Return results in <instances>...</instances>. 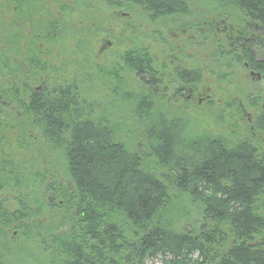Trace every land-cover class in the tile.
Wrapping results in <instances>:
<instances>
[{
  "label": "trees",
  "instance_id": "trees-1",
  "mask_svg": "<svg viewBox=\"0 0 264 264\" xmlns=\"http://www.w3.org/2000/svg\"><path fill=\"white\" fill-rule=\"evenodd\" d=\"M116 4L138 8L152 22L187 9V0ZM230 4L221 9L229 11ZM239 4L250 15L264 17V0ZM161 32H152L164 51L161 60L151 48L133 44L121 53L119 68L100 71L114 81L115 94L121 92L122 68L141 77L136 92H122L138 135L130 148L117 140L119 127L112 118L91 117L94 104L79 98L77 78L47 83L55 36H46L42 48L30 43L25 64L28 72L43 77L41 89L35 92L26 84L5 92L12 89L19 128L37 132L28 146L35 145L37 157L60 151L64 169L57 175L44 161L35 168L28 160L0 158V190L11 182L19 193L15 209L0 202V264H146L154 258H160L159 264H264V205L254 200L264 186V169L251 149L235 147L219 135L191 137L179 115L157 107L159 91L198 93L203 75L201 67H189L185 55L179 58L182 51L163 41ZM197 36L214 62L234 61L236 54L226 51L230 47L214 29ZM20 63L17 70L24 73ZM217 73L219 79L229 76ZM228 88L236 91V86ZM42 215H51L47 223L39 219ZM182 223L186 227L180 229Z\"/></svg>",
  "mask_w": 264,
  "mask_h": 264
},
{
  "label": "rangeland",
  "instance_id": "rangeland-1",
  "mask_svg": "<svg viewBox=\"0 0 264 264\" xmlns=\"http://www.w3.org/2000/svg\"><path fill=\"white\" fill-rule=\"evenodd\" d=\"M116 1L0 0V4H7L3 9L0 8V12L5 14L3 16L0 13V158L6 156L13 161L28 160L35 168L39 165L43 167L44 161L48 170L53 171L54 174L57 172V175L63 174L64 163L60 151L47 154L43 152L42 156L37 157L35 145L32 149V146L26 143L28 140L30 143V139L36 140L38 135L37 132L22 131L19 128L20 123L15 114L19 109L11 93L14 86L18 89L23 88L22 85L25 83L35 90L43 82V77H37L33 70L26 72L27 62L21 64L20 61L25 60L24 56L28 53L27 47L28 45L30 47V43L44 44L38 37L43 39L49 35L55 36L53 38L55 40L51 42L52 52L47 57L51 69V73L46 74L47 83H51L52 80H58V83L62 80L69 82L77 78L79 98H86L88 103L94 104L92 107L94 113L91 117L95 119L97 116H104L109 121L112 118L119 127L115 133L117 140L130 148L136 146L138 135L134 129L135 123L129 104L124 102L122 92L125 90L136 92L141 77L127 73L126 69L122 68L118 71L121 78L119 86L121 92L119 90L118 94H115L111 92L114 81L109 76H103L100 71L119 68L121 53L133 44H142L151 48L155 57L161 60L164 51L161 45H156L152 40L157 38L152 32L162 31L163 41L174 43V46L182 51V56L179 55V58L182 59L185 55V62L190 63L189 67H201L203 75L197 86L198 93L192 96V102L186 100L185 92L180 96H174L171 91L162 90L159 91L160 99L157 107L179 115L186 125L185 134L191 137H203L205 134L227 137L226 123H223L219 113L220 104L218 101H214L211 107L210 104H205L204 91L208 86L206 84L211 82L210 89L218 100L222 92L225 94L223 91L225 87L218 84L221 75L217 72L221 71L229 75L227 80L233 85L243 80L242 72L232 62L230 67L226 63L214 62L209 58L204 47L201 48L202 42L197 33L188 28L196 24V20L205 19L204 16L209 12L219 15V11L214 10L216 0H187L186 14L163 17L157 22L140 16L138 8L128 10L124 6L119 7ZM16 6L17 9L14 11ZM53 13H55L54 18ZM15 15H19L20 20L17 19L18 17L15 18ZM9 22L12 24H8ZM50 26L58 30L51 32ZM17 32L22 36L23 45L16 40ZM34 32L39 36H34ZM207 40L210 43V39ZM43 44L39 47L42 48ZM17 62L22 66L24 73L17 70ZM160 75L163 76L165 73L160 72ZM148 77L145 75L143 80ZM11 87L10 91L5 92L6 88ZM154 92L158 94L156 90ZM22 139L25 142H22ZM38 144L36 143L37 147L43 150L41 144ZM18 195L17 189L10 182L0 190V202L9 209H15ZM58 204L60 205L61 202L58 201ZM50 216L42 215L39 219L47 223ZM185 227L184 223L179 226L180 229ZM9 232L11 238L16 236L14 230ZM14 256L9 257L10 262L13 261ZM159 263L160 258L146 260V264Z\"/></svg>",
  "mask_w": 264,
  "mask_h": 264
},
{
  "label": "flooded vegetation",
  "instance_id": "flooded-vegetation-1",
  "mask_svg": "<svg viewBox=\"0 0 264 264\" xmlns=\"http://www.w3.org/2000/svg\"><path fill=\"white\" fill-rule=\"evenodd\" d=\"M229 3L233 4H230L229 11L226 10L229 14H223L226 11H223L221 7H228ZM235 6L238 7L235 8ZM241 7L239 0H216L214 10H218L220 16L209 12L204 16L205 19L196 20V24L190 25L188 28L198 35L206 34L210 29H214L216 34L224 39L225 45L230 47L226 51L231 55L236 54V57H233L234 61L230 62L240 68L243 80L233 85L226 78L220 79L218 84L225 87L223 90L225 94L222 92L218 100L215 98L212 89H210L212 86L209 82V84H206L208 86L205 87L203 99H205V104H210V107L214 101L219 102V113L228 130L225 133L227 137H223L224 140L229 144L230 142L233 144V142L239 141L233 145L239 148L247 147L251 149L256 163L262 165L264 169V17H254ZM16 9L17 6L14 7V11ZM18 16L15 15V18ZM33 35L39 36L35 35V32ZM38 38L45 43V38ZM229 38L233 40L231 41ZM16 40L22 44V39L17 37ZM200 44L202 48L203 44ZM39 45L37 44L38 48H40ZM206 48V52H210V48L208 46ZM27 50H29V45ZM29 54L27 53L24 56L25 60L30 58ZM245 55H248L247 59H244ZM25 60L20 62L24 64ZM227 66L232 67L230 63H227ZM28 69L29 64L26 72H28ZM228 86H236V91L228 88ZM41 87L42 84H39L34 91L38 92ZM229 91H233L232 93H235V96L230 97L228 95ZM182 92H185L186 100L192 102L193 90H183ZM178 95L180 96L182 93ZM15 114L19 117L20 112L17 111ZM254 200L258 206L264 205V186L257 192Z\"/></svg>",
  "mask_w": 264,
  "mask_h": 264
},
{
  "label": "bare ground",
  "instance_id": "bare-ground-1",
  "mask_svg": "<svg viewBox=\"0 0 264 264\" xmlns=\"http://www.w3.org/2000/svg\"><path fill=\"white\" fill-rule=\"evenodd\" d=\"M51 153H53V152H51Z\"/></svg>",
  "mask_w": 264,
  "mask_h": 264
}]
</instances>
